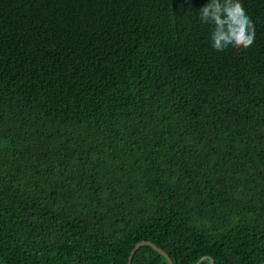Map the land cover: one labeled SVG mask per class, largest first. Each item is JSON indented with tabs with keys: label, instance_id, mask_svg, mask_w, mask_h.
Here are the masks:
<instances>
[{
	"label": "trees",
	"instance_id": "obj_1",
	"mask_svg": "<svg viewBox=\"0 0 264 264\" xmlns=\"http://www.w3.org/2000/svg\"><path fill=\"white\" fill-rule=\"evenodd\" d=\"M207 2L0 0V264L264 261V0Z\"/></svg>",
	"mask_w": 264,
	"mask_h": 264
},
{
	"label": "clouds",
	"instance_id": "obj_2",
	"mask_svg": "<svg viewBox=\"0 0 264 264\" xmlns=\"http://www.w3.org/2000/svg\"><path fill=\"white\" fill-rule=\"evenodd\" d=\"M198 17L201 24L212 27L210 39L214 50L246 49L254 43L255 26L241 0H208L199 8Z\"/></svg>",
	"mask_w": 264,
	"mask_h": 264
},
{
	"label": "water",
	"instance_id": "obj_3",
	"mask_svg": "<svg viewBox=\"0 0 264 264\" xmlns=\"http://www.w3.org/2000/svg\"><path fill=\"white\" fill-rule=\"evenodd\" d=\"M143 244H148L150 246H152L156 251H158L159 253H161L168 261L169 264H173L170 256L168 255V253L162 249L161 247L157 246L156 244H154L152 241L150 240H140L137 243H135V245L133 246V248L131 249L129 256H128V260H127V264H131V260H132V256L134 254V252ZM210 258V257H209ZM202 258H200L198 261H196L194 264H197L199 261H201ZM210 264H214V261L212 258H210ZM258 264H264V261Z\"/></svg>",
	"mask_w": 264,
	"mask_h": 264
}]
</instances>
